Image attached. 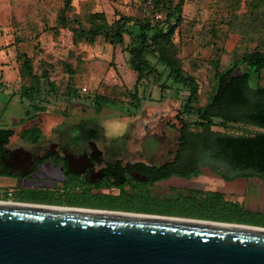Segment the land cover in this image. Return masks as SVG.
I'll return each mask as SVG.
<instances>
[{
    "label": "rangeland",
    "instance_id": "obj_1",
    "mask_svg": "<svg viewBox=\"0 0 264 264\" xmlns=\"http://www.w3.org/2000/svg\"><path fill=\"white\" fill-rule=\"evenodd\" d=\"M13 1L17 4L11 5L10 10L8 5H4L8 8L4 10L0 4V127L15 131L10 147L24 144L18 133L27 126L19 122L24 118L26 102H21L18 94L20 87L29 82L22 68V55H26L31 58L35 73L48 71L59 93L65 94L69 83L78 91V97L69 103L60 99L45 108L39 118L43 130L41 142L55 138L57 125L94 124L104 128L107 138L125 135L126 139L139 140L154 136L162 146L172 144L174 148L179 99L170 94L161 98L158 85L149 77L137 87L139 109L130 106L136 60L128 51V38L124 45L112 47L102 38L88 43L74 36V30H87L98 17L110 24L121 16L132 15L130 0H69L68 5V0ZM255 4L254 0H185L183 21L174 43L183 69L198 82V105L206 102L212 88V61L217 60L220 70H226L244 52L256 47L264 50V6L255 8ZM259 83L264 85V71ZM94 95L104 96L115 104H96ZM213 130L234 135L262 131L245 124ZM147 144L156 146L152 138H148ZM12 182L14 179L8 178L0 184ZM170 187L223 193L226 200L242 205L249 213L242 218L233 217L264 228V177L221 173L201 166L199 173L188 179L176 177L161 182L150 197L160 199ZM147 208H159L175 216L199 217L204 213L178 201H148ZM221 215V211H216V217Z\"/></svg>",
    "mask_w": 264,
    "mask_h": 264
},
{
    "label": "trees",
    "instance_id": "obj_2",
    "mask_svg": "<svg viewBox=\"0 0 264 264\" xmlns=\"http://www.w3.org/2000/svg\"><path fill=\"white\" fill-rule=\"evenodd\" d=\"M256 1L255 8L264 6V0ZM66 2V5H68ZM185 0H156L150 11H145L140 1H131L134 11L130 16H121L108 24L103 17L87 30H74V36L88 43L102 38L112 47L124 45L128 38V51L136 60V79L130 93V106L139 109L141 99L138 85L149 77L158 85L160 97L167 94L180 100L176 114L179 124L177 137L178 169L170 170L156 181L171 177L188 179L199 173L201 166L218 172L264 177V85L259 82L264 71V50L256 47L246 51L230 62V67L220 70L219 62L212 61L213 83L209 96L203 105H198L199 86L195 77L187 73L177 58L175 33L180 27ZM160 14V19L155 15ZM24 77L29 81L19 89L18 97L26 102L24 118L19 122L27 125L18 136L29 143H37L43 130L40 116L54 101L63 99L67 103L78 97V91L67 86V92H58L46 70L39 74L32 68V60L22 55ZM2 85L0 84V89ZM94 103L114 105L104 96L94 95ZM66 116V115H65ZM252 125L262 131L251 135H234L214 131L213 128L229 130L231 125ZM15 135V131L0 127V157L4 148ZM147 191L131 196H100L94 207L122 210L135 213L155 214L167 217L206 220L221 223L254 226L241 222L235 216L244 217L248 211L236 202L226 200L220 192H206L198 189H173L162 198L150 197ZM174 203L186 207H197L204 212L196 216H175L169 211L147 208V202ZM221 211V217H216Z\"/></svg>",
    "mask_w": 264,
    "mask_h": 264
},
{
    "label": "water",
    "instance_id": "obj_3",
    "mask_svg": "<svg viewBox=\"0 0 264 264\" xmlns=\"http://www.w3.org/2000/svg\"><path fill=\"white\" fill-rule=\"evenodd\" d=\"M112 214L0 206V264H264L261 227Z\"/></svg>",
    "mask_w": 264,
    "mask_h": 264
},
{
    "label": "flooded vegetation",
    "instance_id": "obj_4",
    "mask_svg": "<svg viewBox=\"0 0 264 264\" xmlns=\"http://www.w3.org/2000/svg\"><path fill=\"white\" fill-rule=\"evenodd\" d=\"M56 128L55 138L44 143L41 139L37 143L21 139L23 146L10 147L13 137L9 140L0 157V181L12 178L14 182L0 184V206L99 216L155 215L94 204L100 196L156 193L158 184L175 178L156 181L178 169L177 142L174 148L172 144L162 146L158 139L149 136L156 144L152 148L147 144L148 138L129 140L125 135L107 138L104 128L94 124H60ZM18 149L29 152L31 157L26 160L24 153L16 152ZM27 169L29 172L22 175ZM26 180L30 182H22ZM6 188L9 194L4 192Z\"/></svg>",
    "mask_w": 264,
    "mask_h": 264
},
{
    "label": "built area",
    "instance_id": "obj_5",
    "mask_svg": "<svg viewBox=\"0 0 264 264\" xmlns=\"http://www.w3.org/2000/svg\"><path fill=\"white\" fill-rule=\"evenodd\" d=\"M131 1H135V2L140 1V2H142L144 10L145 11H150L151 8L153 7V5L155 4L156 0H131ZM154 17H155V19H160L161 15L160 14H156ZM7 193L9 194V192H7Z\"/></svg>",
    "mask_w": 264,
    "mask_h": 264
},
{
    "label": "crops",
    "instance_id": "obj_6",
    "mask_svg": "<svg viewBox=\"0 0 264 264\" xmlns=\"http://www.w3.org/2000/svg\"><path fill=\"white\" fill-rule=\"evenodd\" d=\"M0 4L2 5V7H3L4 5H8V6H9V10H10L11 5H13V4H17V1H13V0H0ZM5 9H8L7 6H4V10H5ZM2 19L5 20V16L2 17ZM0 25H1V22H0Z\"/></svg>",
    "mask_w": 264,
    "mask_h": 264
},
{
    "label": "bare ground",
    "instance_id": "obj_7",
    "mask_svg": "<svg viewBox=\"0 0 264 264\" xmlns=\"http://www.w3.org/2000/svg\"><path fill=\"white\" fill-rule=\"evenodd\" d=\"M248 229H254V228H248ZM255 230H257V229H255Z\"/></svg>",
    "mask_w": 264,
    "mask_h": 264
}]
</instances>
